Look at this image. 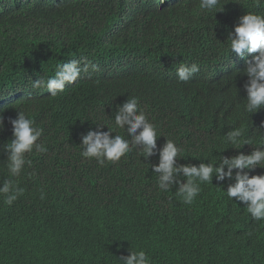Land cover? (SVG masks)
I'll use <instances>...</instances> for the list:
<instances>
[{
    "label": "trees",
    "instance_id": "trees-1",
    "mask_svg": "<svg viewBox=\"0 0 264 264\" xmlns=\"http://www.w3.org/2000/svg\"><path fill=\"white\" fill-rule=\"evenodd\" d=\"M199 2L0 0V183L8 170L3 145L12 139L9 121L18 111L42 129L36 143L45 149L33 146L26 154L30 164L9 179L22 195L9 205L0 193V264H120L102 246L104 234L89 243L96 225L85 210L120 188L133 191L141 209H134V226H142L125 239L124 252L143 250L150 264H264V220H253L244 204L226 196L232 181L202 183L186 204L177 185L159 189L146 158L119 176L123 164L102 171L108 167L84 159L79 149L89 131L124 136L114 118L133 97L157 127V150L166 139L182 149L178 164L200 159L199 153L218 163L263 147V108L255 114L244 108L243 73L252 55L242 59L227 40L241 16L264 15V0H219L211 11ZM69 61L87 71L54 98L42 96L46 88L33 89ZM181 63L199 67L183 83L176 74ZM236 127L249 144L225 141ZM154 194L164 203L161 210L146 209ZM69 236L73 244L63 247Z\"/></svg>",
    "mask_w": 264,
    "mask_h": 264
},
{
    "label": "clouds",
    "instance_id": "clouds-1",
    "mask_svg": "<svg viewBox=\"0 0 264 264\" xmlns=\"http://www.w3.org/2000/svg\"><path fill=\"white\" fill-rule=\"evenodd\" d=\"M218 4L219 0H200L199 7L201 10L211 11L216 9ZM227 41L230 42V51L242 59L252 55L251 60L245 61L246 68L243 73L248 77L244 85L247 93L245 111L252 114L262 108L264 111V15L247 12L241 16L234 31L229 33ZM82 70L87 71V67L81 69L77 61L62 63L57 66L54 76L46 80L40 79L33 83L32 87L46 88L48 93L42 96L54 98L57 92L64 90L66 83H74L80 77ZM198 71L197 64L188 66L181 63L176 69L178 81L181 83L189 81ZM202 85L199 82L196 87ZM9 122L12 125L13 135L12 139L3 145L7 154L8 170L0 183V193L5 194V203L11 205L24 190L9 179L18 177L24 171L25 164H30L26 154L32 152L33 146L38 151L45 149L36 143L39 138L42 139V129L35 127L34 121L24 112L18 111L17 118ZM114 123L126 131L125 135L113 136V132L108 127V132L89 131L82 137L79 148L84 159L95 158L98 165L108 167L102 171L109 172H114L113 167L123 164L125 170L116 173L122 176L128 175V169L137 166L146 158L151 161L149 162L151 172L154 180L158 182L159 189L168 191L173 185H177L175 187L178 189V195L186 204H191L199 195L200 184L212 183L213 178L217 182L232 181L227 186L226 196L244 204L253 220H264V145L254 148L247 155L241 152L231 158L221 157L218 163L204 161V157L199 153L200 159L178 164V156L182 149L173 140L166 139L163 147L157 150V127L149 121L137 98H129L119 107ZM98 127L104 126L98 125ZM260 127L264 128V123ZM3 128L4 115L0 112V131ZM243 136L244 130L236 127L229 131L224 139L236 146L241 143L249 144L248 141L243 140ZM261 143L264 144V141ZM153 155H158L159 158L150 160L149 157ZM234 170L236 171L233 176ZM245 170H252L255 175H250L249 171ZM154 206L160 207V210L164 206L160 197L155 194L147 199L146 209L150 210ZM134 209L141 210L135 205L134 192H125L121 188L113 194L87 203L85 210L96 225L89 243L96 244L101 241L99 236L104 234L106 241L102 246L112 249L120 264H150V258L145 251L131 249L124 252L123 250L125 239L142 226L141 224L134 226ZM71 244L73 241L70 236L62 241L63 247ZM125 256L127 257L124 258Z\"/></svg>",
    "mask_w": 264,
    "mask_h": 264
},
{
    "label": "bare ground",
    "instance_id": "bare-ground-1",
    "mask_svg": "<svg viewBox=\"0 0 264 264\" xmlns=\"http://www.w3.org/2000/svg\"><path fill=\"white\" fill-rule=\"evenodd\" d=\"M120 72V71H119ZM99 77V76H98ZM122 85V84H121ZM100 90V89H99ZM216 181V180H215ZM172 205V204H171ZM203 211V210H202ZM172 213V212H171ZM201 217V216H200ZM234 221V220H233ZM232 223V222H231ZM193 227V226H192ZM220 230V229H219Z\"/></svg>",
    "mask_w": 264,
    "mask_h": 264
}]
</instances>
